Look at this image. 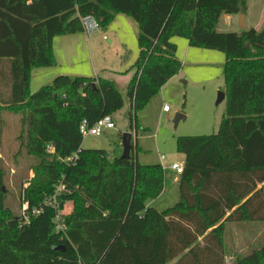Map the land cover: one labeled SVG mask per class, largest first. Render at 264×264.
<instances>
[{"label": "trees", "instance_id": "trees-1", "mask_svg": "<svg viewBox=\"0 0 264 264\" xmlns=\"http://www.w3.org/2000/svg\"><path fill=\"white\" fill-rule=\"evenodd\" d=\"M247 10L246 0H0V115L24 112L21 145L38 160L25 190L30 222L0 202V264H224V223L264 222V185L248 198L264 184V28L217 31L223 15ZM86 15L101 29L118 15L139 26L127 88L132 133L182 69L174 38L226 56V113L216 134L176 140L185 156L180 201L165 211L148 206L164 192V168L142 165L136 142L129 159L82 148L83 121L94 125L125 106L114 82L59 76L31 92L32 71L56 65L53 40L83 33ZM60 183L70 190L62 208L74 204L66 238L55 233L54 210L31 215ZM4 185L0 170V193ZM233 264H264V244Z\"/></svg>", "mask_w": 264, "mask_h": 264}, {"label": "rangeland", "instance_id": "rangeland-1", "mask_svg": "<svg viewBox=\"0 0 264 264\" xmlns=\"http://www.w3.org/2000/svg\"><path fill=\"white\" fill-rule=\"evenodd\" d=\"M250 1L255 2L256 8H253L251 16L257 15V20L254 21V17L249 16V29L260 27L264 19V0ZM233 19L235 23L231 28H228L224 24L223 17L219 24L220 31L239 32L241 14L236 15ZM245 21L246 17L242 18V22L245 23ZM262 29L263 27L261 29L256 28L257 31ZM176 44V55L182 62V69L177 80L169 84L165 90H161L138 114L140 130L137 134L133 133V138L141 149L138 156L142 165L160 164L167 166L173 162L183 163L184 156L178 153L176 140L184 136L216 134L226 113V101L224 100L218 104L219 94L221 92L225 93L223 76L226 56L219 51L199 49L207 57L193 58L188 56L186 50L181 51L179 44ZM199 50L196 48L193 51ZM135 52L136 49L128 55L127 61L134 63ZM4 67L7 68L8 66L4 65ZM118 88L124 97L125 106L112 116L116 123V129L105 131L99 137L84 138L83 149L105 150L110 154L115 152L120 156L123 154V149H121L119 143L122 135L130 130L129 112L131 107L123 84L119 83ZM165 106L170 108V114H165ZM22 113L24 112L18 114L5 112L0 115L3 122L0 137V170L3 172L5 182V185L2 186L3 191L0 193V202L1 205L14 210L15 213L28 217L25 190L29 187L30 181L38 178L35 169L38 160L36 157L29 155L21 145L19 136L22 128ZM178 114L185 116L186 119L180 121L176 126L175 118ZM162 156L165 157L164 160H161ZM168 172L166 170V175H168ZM165 199V204H170L172 193L167 194ZM63 208L65 215H69L74 211V204L67 202ZM237 231L251 235L252 241H250L253 242V248H259L264 244V222L247 223L244 227H239ZM246 247L247 250L248 245Z\"/></svg>", "mask_w": 264, "mask_h": 264}, {"label": "crops", "instance_id": "crops-1", "mask_svg": "<svg viewBox=\"0 0 264 264\" xmlns=\"http://www.w3.org/2000/svg\"><path fill=\"white\" fill-rule=\"evenodd\" d=\"M246 2H247L248 10L247 13L245 14L246 21L244 24L246 25L247 29H249V23H248L249 16L254 17V21L257 20L256 19L257 15L251 16V14H253V8H256V5L254 4L255 3L254 1L246 0ZM235 16L236 15H232V16L223 15L221 19L224 17L225 26L231 28L235 23L233 21L234 20L233 17ZM219 24L217 26L218 32L220 31ZM262 27L264 28V19L260 27H253V29L255 30L256 28L261 29ZM241 30L243 29L240 28V31ZM138 38H139L138 24L133 19L123 15L116 16V18L107 26L106 29H100L99 31H96L90 35H87L85 32H83L79 34L63 35L56 37L53 40V45H52V50H53L54 59L56 61V65L50 68H37L32 71L31 83H30L31 92L34 93L35 91L41 89L42 87L52 84L53 81L59 76H69L72 78L74 77H88L95 79L103 78L114 82L117 88H118V84L122 83L124 86L125 93L127 94L128 85L130 84V82L132 81L135 75V70H133V66L139 54ZM172 41L174 43L176 42L179 44L181 51L186 50L188 56H192L193 58L207 57V55H205V53H202V51H200L199 49H198L199 51H193L196 48H192L188 44L189 42L184 38H174ZM135 49L136 52L134 57L136 58L134 63L127 61L128 55L133 50L135 51ZM127 62L130 65L129 66L130 69H128L129 67ZM178 75L172 78L162 88V90L163 89L165 90V88L169 84L175 82L178 78ZM118 90L120 91L119 88ZM120 93L122 94L121 91ZM170 113L171 110L165 112V114H170ZM108 131H112V130H108ZM127 132L132 133L130 130H128ZM119 144L121 149H123L122 138ZM117 149L119 151V146L117 147ZM113 155L120 156L115 152ZM138 160H139V156H138ZM184 161H185V156H184ZM184 161L182 164H184ZM169 165L163 166L165 171L164 192L156 200H152L148 203V206L153 207L158 211H165L171 207H174L180 201L181 176L171 171L168 168ZM166 170L169 171L168 175H166ZM263 185L264 184L258 183L257 189L252 194H250L248 198L251 197L256 192H258L263 187ZM169 193H172V201L169 202L170 204H165L166 202L165 197ZM236 209L237 208H234L232 211L228 212L227 216H229L231 212H233ZM253 223H259V222H253ZM246 224L247 222L224 223L225 225L224 264H233L237 259L245 258L249 256L254 250L260 248V247L259 248L252 247L253 242H251L252 240L250 234L246 235L244 233H239L237 231L239 227H244ZM246 239H248V241H246ZM202 241H203V237L199 238V242L201 243ZM247 245H248V249L246 250ZM179 259L180 257L176 258L175 260H173L168 264H176L179 261Z\"/></svg>", "mask_w": 264, "mask_h": 264}, {"label": "built area", "instance_id": "built-area-1", "mask_svg": "<svg viewBox=\"0 0 264 264\" xmlns=\"http://www.w3.org/2000/svg\"><path fill=\"white\" fill-rule=\"evenodd\" d=\"M80 22L82 24L83 30L87 35H90L96 31H99L101 28L97 19L93 15H86L80 18ZM170 108L165 106L164 111L168 112ZM116 123L112 116H105L96 122L94 125H89L87 121H83L80 124L79 131L83 138L86 137H99L103 134V132L108 130H115ZM78 154L71 156L70 158L65 160L67 165H70L76 161ZM165 157L162 156L161 160H164ZM171 171L175 172L177 175H182L184 172V165L179 162H173L168 167ZM70 194V190L64 183H60L57 185L53 191V193L45 198L43 203L32 210V216H38L42 213L44 207H48L55 211L54 217V226H55V233L62 238H66V226H65V211L62 208L60 199L63 195ZM25 218V222H30V216Z\"/></svg>", "mask_w": 264, "mask_h": 264}, {"label": "water", "instance_id": "water-1", "mask_svg": "<svg viewBox=\"0 0 264 264\" xmlns=\"http://www.w3.org/2000/svg\"><path fill=\"white\" fill-rule=\"evenodd\" d=\"M245 17V14H241V21H240V28L245 30L246 25L244 22H242V18ZM96 88V86L94 85ZM226 99L225 93L221 92L218 97V104L222 103ZM186 117L178 114L175 118V124L176 126L179 124L181 120H185ZM122 144H123V154L121 155L122 159H129L131 157V153L134 148L135 140L133 139V134L130 132H127L122 137Z\"/></svg>", "mask_w": 264, "mask_h": 264}]
</instances>
